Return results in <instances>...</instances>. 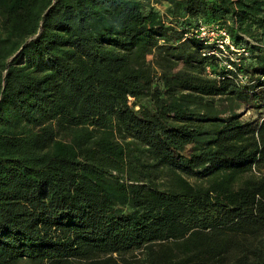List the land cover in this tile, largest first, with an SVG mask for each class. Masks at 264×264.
Instances as JSON below:
<instances>
[{
	"label": "trees",
	"instance_id": "1",
	"mask_svg": "<svg viewBox=\"0 0 264 264\" xmlns=\"http://www.w3.org/2000/svg\"><path fill=\"white\" fill-rule=\"evenodd\" d=\"M149 1L0 0V264H264V0Z\"/></svg>",
	"mask_w": 264,
	"mask_h": 264
},
{
	"label": "built area",
	"instance_id": "2",
	"mask_svg": "<svg viewBox=\"0 0 264 264\" xmlns=\"http://www.w3.org/2000/svg\"><path fill=\"white\" fill-rule=\"evenodd\" d=\"M190 34L208 48L202 56L214 57L219 66L226 70L234 72V66L239 67L241 61L249 56L247 50L235 46L227 31L218 25L199 24ZM206 72L209 73L208 67ZM239 79L244 80L242 77Z\"/></svg>",
	"mask_w": 264,
	"mask_h": 264
},
{
	"label": "rangeland",
	"instance_id": "3",
	"mask_svg": "<svg viewBox=\"0 0 264 264\" xmlns=\"http://www.w3.org/2000/svg\"><path fill=\"white\" fill-rule=\"evenodd\" d=\"M146 6L152 7L157 12H159L161 15L165 16L167 13L168 3L166 0H150ZM145 8H148L146 7ZM150 57L147 58L148 61H150ZM260 95V101L256 104H260L256 107L255 103H249L242 104L240 107H238L234 102H230L227 99H224L222 102L218 103L219 111L221 112V115L227 114L230 110H234L236 115L243 121L251 118L254 121H261L264 119V91L259 90L257 91ZM258 108V109H257ZM139 148L134 146V151L137 153V150ZM131 171L124 174V179L127 180L128 177H131ZM190 183H194L193 179L188 180Z\"/></svg>",
	"mask_w": 264,
	"mask_h": 264
}]
</instances>
